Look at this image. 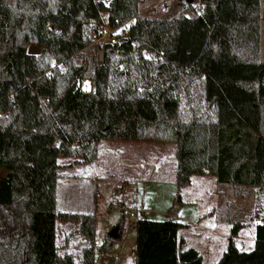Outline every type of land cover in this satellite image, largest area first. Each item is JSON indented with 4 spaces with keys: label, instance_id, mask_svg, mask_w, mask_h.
<instances>
[{
    "label": "trees",
    "instance_id": "1",
    "mask_svg": "<svg viewBox=\"0 0 264 264\" xmlns=\"http://www.w3.org/2000/svg\"><path fill=\"white\" fill-rule=\"evenodd\" d=\"M202 1V14L177 0L138 15V0H0V264H94L111 245H95L93 214L56 210L59 160L91 163L104 139L175 144L176 203L195 175L233 195L264 189L263 0ZM102 13L110 27L133 24L123 43L95 45L99 62L87 46ZM175 208L136 220L133 264H203L181 248ZM59 219L88 242L78 260L57 242ZM239 229L216 264H264V220L249 251Z\"/></svg>",
    "mask_w": 264,
    "mask_h": 264
},
{
    "label": "rangeland",
    "instance_id": "2",
    "mask_svg": "<svg viewBox=\"0 0 264 264\" xmlns=\"http://www.w3.org/2000/svg\"><path fill=\"white\" fill-rule=\"evenodd\" d=\"M168 1L170 2L168 8L171 11L178 10L177 0ZM260 10H264V0L260 4ZM150 14L144 13L143 15ZM102 18L106 20L105 13H102ZM258 22L263 32L260 46L264 54V17L260 16ZM87 50L90 55L96 53L97 61L100 62L101 53L96 51L95 45L89 44ZM86 80L88 79H84L81 82L80 88L87 92L91 89V82L88 80L86 83ZM224 95L226 96L227 94L225 93ZM120 142L126 145L131 144L132 152L138 151L139 147H148V150L146 149L145 151L149 152V154H152L157 146H173L170 143L158 142ZM118 143L116 140L104 139L103 145H101L103 153H110L109 150L105 149V145L111 144L115 146ZM138 145L140 146L135 147ZM101 146L99 145V147ZM124 152L127 151L125 150ZM152 158L156 160L155 155ZM59 164H62L63 167L58 171L59 180L56 186L57 212L81 215L93 214L94 241L96 246L103 244L105 236L113 228L118 225L121 226L120 235L117 240L112 241L111 245L107 248L96 250L94 264H133L135 223L137 219L166 220L171 216L172 208L176 206V215H184L183 217H187L186 219L193 220V215L197 211L196 206L192 203L184 201L176 203L175 183L168 179L160 180L162 178L158 177L154 172L149 171V169L146 172H141L138 169L128 170V175L122 174V169L118 167L100 179L88 176V181H82L80 178L83 175L79 171L81 167L77 168L80 165L74 163L72 159H60ZM124 177H133L135 180L128 181ZM120 189L122 193L114 198V195ZM238 191L239 193L243 192L244 197L241 200L236 198L239 199V203H236L238 205L236 219H241L242 221L261 219L263 221L264 189L240 187ZM228 194L233 196L231 191ZM182 196L185 197L183 192ZM232 198L235 199L234 197ZM110 200H113L116 208L110 207ZM121 200L124 206L120 204ZM129 212H133L134 216H129ZM232 220L234 221L233 224H235L236 220L234 217H232ZM56 228L59 246L61 247L64 239L67 238L68 246L70 245L68 251L78 260L81 249L84 246H88V243L83 242L80 239L81 236L75 233L77 223L59 219L56 223Z\"/></svg>",
    "mask_w": 264,
    "mask_h": 264
},
{
    "label": "crops",
    "instance_id": "3",
    "mask_svg": "<svg viewBox=\"0 0 264 264\" xmlns=\"http://www.w3.org/2000/svg\"><path fill=\"white\" fill-rule=\"evenodd\" d=\"M103 142L100 143V146L103 145ZM118 142L115 146L105 145V149L109 150L110 153H103L101 146L99 147L98 156L93 162L86 164V166H77V168L81 167L79 171L83 175L80 178L82 181H88V176L100 179L119 167L123 171L122 174H128V170L132 169H138L141 172H146L149 169L158 177L160 176L162 178L160 180L168 179L175 183L177 168L175 144H172L173 146H157L156 150L149 154L145 151L148 150V147L142 148L138 145L135 147H139V150L132 152L131 144L126 145L120 141ZM125 150L127 152H124ZM154 155L156 160L152 158ZM196 176L198 175L193 176L191 183L182 189L185 196H182V201L194 204L197 211L193 215V220L186 219L187 217H183L184 215H177L176 219L186 225L178 231V241L182 242L181 248H194L201 255L203 264H216L226 249L227 239L234 222L232 217H234L236 222L240 224L238 235L235 238L237 247L243 251L251 250L255 241V226L260 223L261 219L249 221L236 219V209L238 207L236 203H239L238 200L244 197L243 192L239 193L238 188L235 195H229L230 188L218 184L214 176ZM124 179L128 181L135 180L133 177H124ZM232 197L239 199L235 200ZM80 239L88 243L82 237Z\"/></svg>",
    "mask_w": 264,
    "mask_h": 264
},
{
    "label": "built area",
    "instance_id": "4",
    "mask_svg": "<svg viewBox=\"0 0 264 264\" xmlns=\"http://www.w3.org/2000/svg\"><path fill=\"white\" fill-rule=\"evenodd\" d=\"M168 0H138L137 6H138V15H143L144 13H152L155 9L160 8L163 11L168 10V6L166 5V2ZM194 8L196 9V12L199 14L204 13V1L198 0L192 2ZM133 24V19L127 20L123 22L118 27H110L107 24V21L103 19V24L101 28L94 30L89 35V44L90 45H96L99 43H107V44H121L124 41H126L130 36V28ZM48 29H51V27L48 25ZM120 192L117 191L114 195V198H116L117 195H119ZM109 205L112 208H116L115 203H113V200L109 201ZM129 216H134L133 212H129Z\"/></svg>",
    "mask_w": 264,
    "mask_h": 264
},
{
    "label": "water",
    "instance_id": "5",
    "mask_svg": "<svg viewBox=\"0 0 264 264\" xmlns=\"http://www.w3.org/2000/svg\"><path fill=\"white\" fill-rule=\"evenodd\" d=\"M193 2V0H186V4H191ZM41 48H39L38 46L35 45H30L28 48V54H38L40 53ZM107 130H104L102 133L106 134ZM120 230H121V226L118 225L115 228H113L108 234L107 237L111 240H117L119 238L120 235Z\"/></svg>",
    "mask_w": 264,
    "mask_h": 264
},
{
    "label": "bare ground",
    "instance_id": "6",
    "mask_svg": "<svg viewBox=\"0 0 264 264\" xmlns=\"http://www.w3.org/2000/svg\"><path fill=\"white\" fill-rule=\"evenodd\" d=\"M88 82V80H86V83ZM85 86H86V84H84ZM84 88H86V87H84Z\"/></svg>",
    "mask_w": 264,
    "mask_h": 264
}]
</instances>
